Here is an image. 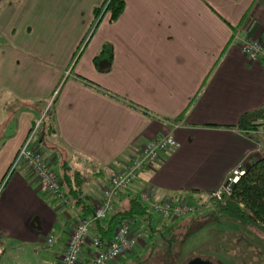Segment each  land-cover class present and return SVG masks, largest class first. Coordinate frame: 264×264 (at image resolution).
I'll return each mask as SVG.
<instances>
[{
	"label": "crops",
	"instance_id": "crops-1",
	"mask_svg": "<svg viewBox=\"0 0 264 264\" xmlns=\"http://www.w3.org/2000/svg\"><path fill=\"white\" fill-rule=\"evenodd\" d=\"M103 1L37 0V43L26 24L0 41V264H59L77 217L91 218L111 175L162 133L175 144L118 194L116 210L140 190L204 201L262 155L264 124L235 125L264 103V59H249L234 34L264 40V0H124L116 19L97 20ZM37 120L34 146L71 176L82 204L69 196L62 206L27 166L11 169ZM228 223L237 236L241 226Z\"/></svg>",
	"mask_w": 264,
	"mask_h": 264
},
{
	"label": "built area",
	"instance_id": "built-area-1",
	"mask_svg": "<svg viewBox=\"0 0 264 264\" xmlns=\"http://www.w3.org/2000/svg\"><path fill=\"white\" fill-rule=\"evenodd\" d=\"M107 2L102 6L99 17L104 13ZM234 40L237 41L242 52L249 59H264L263 39H252L240 31H236ZM39 124L40 120H37L18 148L11 163V169L21 164L27 166L40 190L52 195L60 205L70 208L71 199L64 187L63 180L53 170L51 162L44 156L43 152L34 146V138ZM174 125L175 127L179 126L178 123ZM174 144L175 139L170 132L162 133L144 144L138 155L122 170L111 175L107 184L102 188L101 198L93 205L92 217H77L76 224L66 241L59 264H110L128 254L139 243L143 237V231L134 227L136 222L133 220L124 219L120 221L113 233L104 238L90 235V223L96 220L102 221L114 211L118 194L135 185L140 180L143 169L153 165ZM243 172L242 167L234 170L224 185L213 191L212 195L219 198L223 192L230 193L233 184ZM137 197L160 220L182 219L197 210V204L194 202L169 199L155 200L144 190H140ZM46 242L51 243L52 236L48 237ZM88 244L92 247V251L85 260L83 253Z\"/></svg>",
	"mask_w": 264,
	"mask_h": 264
},
{
	"label": "rangeland",
	"instance_id": "rangeland-1",
	"mask_svg": "<svg viewBox=\"0 0 264 264\" xmlns=\"http://www.w3.org/2000/svg\"><path fill=\"white\" fill-rule=\"evenodd\" d=\"M25 24L30 27L26 40L37 43V0H0L1 42L9 27ZM206 200H192L197 210L173 228L169 223L164 233L158 230L159 218L151 219V225L144 219L137 221V226L145 230L142 239L128 254L110 264L125 260V264H185L195 258L203 260V264H264V238L255 229L242 226L237 236L227 234L228 222L233 221L212 213ZM149 234L153 236L150 242Z\"/></svg>",
	"mask_w": 264,
	"mask_h": 264
},
{
	"label": "trees",
	"instance_id": "trees-1",
	"mask_svg": "<svg viewBox=\"0 0 264 264\" xmlns=\"http://www.w3.org/2000/svg\"><path fill=\"white\" fill-rule=\"evenodd\" d=\"M106 2L107 0H104L101 6L95 8L94 14L97 20L99 19L101 8ZM124 5V0H108L104 13L108 12L109 19L114 20L121 14ZM263 124L264 103L257 110L245 112L235 127L248 132L259 128ZM259 141L261 143V157L244 169V172L238 176V179L233 184L230 193L223 192L219 198L210 193L207 203L210 204L212 213L227 218L242 227L255 229L264 238V134L259 135ZM62 178L68 196H71L76 204H82V192L80 188L72 185L71 176L65 175ZM153 214L138 197L130 196L126 208L114 209L104 220H96L94 222L99 229L98 236L104 238L109 237L118 223L124 219H130L135 222L141 219L150 221ZM165 227L167 228V225L161 224V228L158 230L164 233ZM152 237L149 234L147 240L150 242ZM169 244L171 243L169 242ZM126 262L125 260L121 264Z\"/></svg>",
	"mask_w": 264,
	"mask_h": 264
},
{
	"label": "water",
	"instance_id": "water-1",
	"mask_svg": "<svg viewBox=\"0 0 264 264\" xmlns=\"http://www.w3.org/2000/svg\"><path fill=\"white\" fill-rule=\"evenodd\" d=\"M185 264H203V260L195 258V259H192V260L188 261Z\"/></svg>",
	"mask_w": 264,
	"mask_h": 264
}]
</instances>
